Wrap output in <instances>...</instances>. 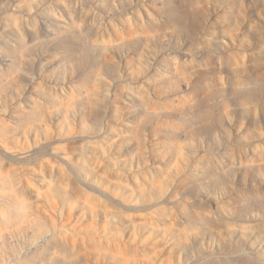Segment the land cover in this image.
Masks as SVG:
<instances>
[{
    "label": "rangeland",
    "instance_id": "374dc122",
    "mask_svg": "<svg viewBox=\"0 0 264 264\" xmlns=\"http://www.w3.org/2000/svg\"><path fill=\"white\" fill-rule=\"evenodd\" d=\"M0 264H264V0H0Z\"/></svg>",
    "mask_w": 264,
    "mask_h": 264
}]
</instances>
